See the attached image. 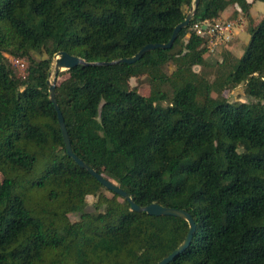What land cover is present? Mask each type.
<instances>
[{"label":"trees","instance_id":"obj_1","mask_svg":"<svg viewBox=\"0 0 264 264\" xmlns=\"http://www.w3.org/2000/svg\"><path fill=\"white\" fill-rule=\"evenodd\" d=\"M256 1L200 0L170 48L56 75L74 153L138 205L183 209L195 220L191 244L168 264H264V15L256 22ZM193 3L0 0V264H157L185 240L186 219L134 210L68 154L48 80L60 51L102 62L169 42ZM236 4L250 39L239 55L217 50L223 59L213 62L193 25L230 8L233 19ZM9 57L26 59L24 74ZM142 75L149 95L130 86ZM241 84L248 101L223 94Z\"/></svg>","mask_w":264,"mask_h":264},{"label":"water","instance_id":"obj_2","mask_svg":"<svg viewBox=\"0 0 264 264\" xmlns=\"http://www.w3.org/2000/svg\"><path fill=\"white\" fill-rule=\"evenodd\" d=\"M199 1L200 0H194V3L192 5L190 11L188 12L185 20L182 21L181 23H179L175 27L173 35H172L169 42H167V43H149V44H146L144 47H142L133 56L124 57V58H121L118 60H113V61H102V62H87L82 57L72 55L66 51H60V52L56 53L54 56V59H55V62H54L55 77L59 71L68 70V69L76 67L80 64H83V65H85V64L111 65V64H115V63H121V62L134 63V62L138 61L140 58H142V56L145 53H147L148 51H151V50L159 48V47L170 48L173 45V43H174L175 39L177 38L181 29L183 27H186L189 24L191 18L196 14ZM51 74H52V72H51ZM48 83L50 84V87H49L50 99L54 103V105L58 111L59 123H60L61 129H62V133H63L64 141L66 144L67 152L70 156H72L77 161V163H79V165L81 167L89 169L91 174L94 175L108 189L113 190V191L119 193L120 195L128 198L131 205H132V208L134 210L145 211L151 215H156V216H160V215L178 216V217H182L188 221L189 231L187 233L185 240L181 243V245L175 251H173L170 255H168L167 257H165L161 261H159L157 264H168L169 262H171L176 255L183 252L192 242V238H193L194 232L196 230V222L193 219L192 215L183 209L166 207V206L160 205L158 203H152L150 205L142 207V206L138 205L135 202L134 198L132 196H129L128 192L125 191L122 187H119L114 182L109 180L107 177L100 174L96 169L91 168L90 166L87 165V163H85L82 159H80L73 151L72 143H71L70 136L68 133V129L66 126V122H65L64 116L62 114V111L60 110V107H59V104H58V101L56 98V78L53 81H51V79H49Z\"/></svg>","mask_w":264,"mask_h":264},{"label":"rangeland","instance_id":"obj_3","mask_svg":"<svg viewBox=\"0 0 264 264\" xmlns=\"http://www.w3.org/2000/svg\"><path fill=\"white\" fill-rule=\"evenodd\" d=\"M253 11H255L254 13H252L254 15V17L257 18L256 22H259V19H261L264 15V1H260L258 0L253 6ZM251 8V10H252ZM233 10V9H232ZM240 14L233 18V19H236V18H240L238 20L239 25L237 28L238 31H240L237 36H235L233 38V41H232V46L231 44L228 45L227 47H232V51L235 55H239V53L243 52L242 48H243V45L246 44L249 39H250V34L248 32V26L249 24L251 23L250 22V19L248 17H246L244 14H243V11H242V7L241 9L239 10ZM230 18V17H228ZM254 21V23H256ZM240 34H242L243 36L240 38ZM231 43V42H230ZM229 50V48H226ZM233 54V56H234ZM212 59H213V62L216 61V59H218L220 62L222 61L223 57L220 55H218V53L216 54H212ZM168 69L169 71L171 72V70H175V65L173 63L169 64L168 66ZM201 66L197 65L195 66V70L200 72L201 71ZM216 71L217 69H209L208 71V76L211 78V79H214L215 75H216ZM67 75H63V76H60L58 78V80H62L64 77H66ZM55 73H54V68L52 70V74H51V81H53L55 79ZM130 86L131 87H136L137 90L143 94V95H149L150 94V91H151V87H150V83L147 82L146 80V77L145 75L143 76H138V77H133L130 79ZM223 94L229 98L230 101L232 102H239V101H248L249 98L247 96V94L245 93L244 91V84H241L240 86H238L237 88L235 89H231V90H225L223 92ZM94 201H95V197L92 196V195H88L87 196V206H86V209L87 210H94V207H93V204H94ZM72 218L75 219L76 216H73L72 215Z\"/></svg>","mask_w":264,"mask_h":264},{"label":"built area","instance_id":"obj_4","mask_svg":"<svg viewBox=\"0 0 264 264\" xmlns=\"http://www.w3.org/2000/svg\"><path fill=\"white\" fill-rule=\"evenodd\" d=\"M238 10L241 9L236 4ZM241 18V17H240ZM240 18L231 19L228 17L220 16L214 19H205L196 22L193 25V29L200 36L207 37V48L211 53H215L220 47L226 45L232 41L235 36L240 32L238 31V25ZM240 30V29H239ZM12 64L24 74L28 66V62L22 57H9Z\"/></svg>","mask_w":264,"mask_h":264},{"label":"crops","instance_id":"obj_5","mask_svg":"<svg viewBox=\"0 0 264 264\" xmlns=\"http://www.w3.org/2000/svg\"><path fill=\"white\" fill-rule=\"evenodd\" d=\"M248 1H249V2H252L253 0H248ZM256 2H257V1H256ZM256 2H254L253 5H254ZM251 12H252V13L255 12V11H253V8H252ZM231 14H232V8H230V9H226V10L222 13V16H224V17H230ZM253 16H254V15H253ZM242 36H243V35L240 34L239 37L241 38ZM228 45H229V44H228ZM228 45H227V44L224 45L222 48L219 49V51L222 50L223 48H229V49L232 50V47H227ZM231 46H232V45H231Z\"/></svg>","mask_w":264,"mask_h":264},{"label":"clouds","instance_id":"obj_6","mask_svg":"<svg viewBox=\"0 0 264 264\" xmlns=\"http://www.w3.org/2000/svg\"><path fill=\"white\" fill-rule=\"evenodd\" d=\"M239 6H240V5H239ZM240 7H241V6H240ZM230 42H231V41H230ZM227 44H229V42H228ZM222 47H223V46H222ZM222 47H220V48H222ZM220 48H219V49H220ZM219 49H218V50H219Z\"/></svg>","mask_w":264,"mask_h":264}]
</instances>
